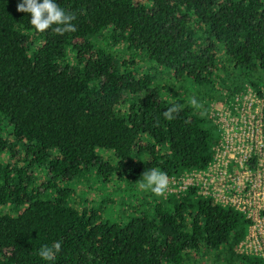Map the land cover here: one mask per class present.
Returning a JSON list of instances; mask_svg holds the SVG:
<instances>
[{
    "label": "trees",
    "instance_id": "obj_1",
    "mask_svg": "<svg viewBox=\"0 0 264 264\" xmlns=\"http://www.w3.org/2000/svg\"><path fill=\"white\" fill-rule=\"evenodd\" d=\"M19 2L0 0V117L14 142L0 134V264H264L236 251L248 220L232 207L194 187L139 188L148 169L210 161L211 102L249 88L264 116V0H56L76 17L63 35L38 32ZM113 180L137 198L102 197L96 184Z\"/></svg>",
    "mask_w": 264,
    "mask_h": 264
},
{
    "label": "built area",
    "instance_id": "obj_2",
    "mask_svg": "<svg viewBox=\"0 0 264 264\" xmlns=\"http://www.w3.org/2000/svg\"><path fill=\"white\" fill-rule=\"evenodd\" d=\"M264 94V91H263ZM262 98L247 88L226 104L212 103L209 114L219 130L210 161L201 168L168 176L165 192L194 187L220 206H229L248 220L236 251L264 259V116Z\"/></svg>",
    "mask_w": 264,
    "mask_h": 264
},
{
    "label": "clouds",
    "instance_id": "obj_3",
    "mask_svg": "<svg viewBox=\"0 0 264 264\" xmlns=\"http://www.w3.org/2000/svg\"><path fill=\"white\" fill-rule=\"evenodd\" d=\"M17 12L30 13V25L33 26L38 32H45L52 28L53 25L57 27L52 30L63 35L66 32L76 31L75 25L72 23L75 20V14L66 12L61 8L56 0H20L16 6ZM191 104L194 107H200V104L195 97L191 98ZM180 111L178 104H173L163 115L165 119L172 120ZM143 180L139 183L141 190H151L157 196L164 195L168 189L169 179L167 173L151 168L142 173ZM61 251V243L56 241L51 247L44 245L39 251L38 255L45 261L53 260L57 253Z\"/></svg>",
    "mask_w": 264,
    "mask_h": 264
},
{
    "label": "rangeland",
    "instance_id": "obj_4",
    "mask_svg": "<svg viewBox=\"0 0 264 264\" xmlns=\"http://www.w3.org/2000/svg\"><path fill=\"white\" fill-rule=\"evenodd\" d=\"M64 61L65 62H68V63H73L74 61V58H72V52L71 50L68 48V47H65V53H64ZM151 62V61H150ZM147 62V66H150L152 67V63L153 62ZM156 68V67H155ZM158 69H161V68H158ZM168 78V76H167ZM166 79V78H165ZM213 102L210 103V105L212 104ZM9 132H10V125L7 124L6 120L4 118H1L0 117V134L2 137L6 138L10 143L14 144V142L12 141V139L10 138L9 136ZM6 158V152H2L0 153V160H5ZM94 184H96V181L93 182ZM58 186H71L72 185V182L71 183H64V182H58L57 184ZM98 189L99 190V193L102 197L104 198H108L110 196H114V193L118 192L116 195L119 194V196H122L125 198V202L127 203H130V201L128 200L127 197H134L135 199L137 198V191L135 189V191L131 192L130 191H124V188H125V185H124V182H116V181H109V182H99L98 184ZM119 186H120V189L121 191L119 190ZM78 188V189H77ZM76 189H77V192L79 193L81 190L85 189L84 186H78ZM123 190V191H122ZM87 191H89V193H91V197L92 199L96 198V194L94 192V187H90L87 189ZM83 194V192H82ZM83 202H86V201H83L82 200V203ZM79 203V202H78ZM77 203V204H78ZM80 204V203H79ZM133 204V203H132ZM91 205H93L92 203H88L87 207H92ZM117 205V204H115ZM108 208V207H107ZM117 209V212L116 213H110L108 215H106L105 218H109V219H116V220H119L120 218H122L121 214H119L118 216L116 214H118L119 210L121 208H116ZM134 214V212L132 213V209H128V211H125L123 215H125L123 217V219H126V217H129L130 215Z\"/></svg>",
    "mask_w": 264,
    "mask_h": 264
}]
</instances>
